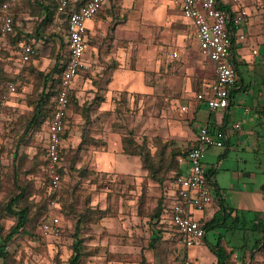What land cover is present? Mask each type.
Segmentation results:
<instances>
[{
  "label": "rangeland",
  "instance_id": "374dc122",
  "mask_svg": "<svg viewBox=\"0 0 264 264\" xmlns=\"http://www.w3.org/2000/svg\"><path fill=\"white\" fill-rule=\"evenodd\" d=\"M48 1L16 0L13 10L10 9L16 21V38L0 35L1 242L5 240L16 219L5 210L6 204L21 189H25V194L15 203L14 209L26 205L30 207L31 214H34L36 204L48 194L42 155L45 146L44 125L26 131L33 105L42 94L45 97L52 90L53 79L58 71L48 81L44 74L51 69L59 70L61 61L65 59L64 24L54 14L51 21L40 25L42 11L39 4H46ZM162 4L161 0H109L103 11L96 16L97 21L103 22L102 37L93 38L94 41L89 43L99 46L92 51L91 58L87 55L86 67L78 74L77 88L71 94L68 109V128L71 133L64 139L60 152L62 231L57 237L45 238L40 233L37 222L32 221L10 237L5 247L6 257L0 259V264H39L41 260L50 257L60 259V264H67L76 239L75 228L79 219L78 236L82 238V254L78 264L179 262V257L176 256V235L172 236V228L154 217L157 208L166 203L168 192L173 188L175 169L167 167L168 160L166 165L158 168L155 179L142 168V161L141 167L137 166L136 170L137 163L133 159L138 158L135 156L120 154L117 158L116 167L119 168L122 164L121 168H127L128 173L103 169L102 164L105 162L96 156V152L105 147V130L116 131L120 137L130 134L137 142L143 141L151 154L162 151L165 156H170V149L184 151L192 143L189 137L197 121H193L188 113H179L177 106H171L172 99L164 97L158 89L150 97L146 94H134L130 99L125 92H116L113 95L114 111L105 115L96 107L105 91L104 79L118 65L121 67L119 70L137 71L150 83H156L155 85L164 78L165 68L160 55L156 54L154 67H140L135 66L134 62L138 59L139 62L147 60L140 53L136 56L134 51H126L125 59L117 62L110 56L108 45L115 37L114 31L118 25L131 20L138 28V36L133 45L135 49L152 45L158 50L161 46H168L173 40L174 30L169 29L171 23L165 20L159 9ZM241 4L246 10L252 7V12L264 22V0H241ZM173 24L181 27L179 21ZM124 33L119 32L117 46L126 49L130 45ZM18 39L29 42L36 50L35 56L28 63L17 62ZM188 43L197 44L193 34L189 36ZM261 53L264 54L263 47ZM237 65L242 80L248 82L256 69L249 70L238 62ZM204 67V73L213 79L206 64ZM261 67L264 73V65ZM8 81L14 82L16 93L8 94L3 105L1 97L6 94L3 84ZM234 99L231 118L238 120L241 127L247 130L251 124H255L253 113L244 112V107L252 103L251 99L241 94ZM47 102L49 108L52 98L49 97ZM254 126L255 130H260L259 126ZM205 154V162L212 168L211 180L214 173L220 186L226 190L240 186L259 189L264 181L262 142L253 145L243 139L239 143L231 135L229 146L207 149ZM186 157L177 155L181 167ZM126 158L131 160L127 161ZM237 172L253 174L245 177L237 175ZM154 230H158L161 236L157 240L153 239ZM246 231V240L240 241L245 243L247 252L243 256L240 252L233 254L236 255L234 263L238 264L237 260L241 259L240 262L244 264H264V251L260 246L251 250L260 234ZM239 233L242 235L241 231Z\"/></svg>",
  "mask_w": 264,
  "mask_h": 264
},
{
  "label": "crops",
  "instance_id": "0c3cea01",
  "mask_svg": "<svg viewBox=\"0 0 264 264\" xmlns=\"http://www.w3.org/2000/svg\"><path fill=\"white\" fill-rule=\"evenodd\" d=\"M87 1L88 0H70L67 9L69 11L79 9L82 4H85ZM161 2L163 4L159 6V9L162 10L165 20H167L168 23H171L169 29L174 30V35L172 34L173 40H171V42L169 41L170 44H168V46H161V48L158 50H155L152 45H150L151 47L147 45L146 48L136 47L135 49L133 45L135 43L134 40L138 36V28L132 24L133 22L131 20H127L118 25V28L114 31L115 37L112 39V42L108 43V45L110 46V56L117 62H121L122 59H125V56L127 55L126 51H134L133 53H136V56L140 53L142 58H147L146 61L143 60L144 62H139V59L134 62L135 66L140 67H154L156 54L160 55L163 63L162 66L165 68L164 78L161 81L158 80L157 82H159V84L157 83V85H155L156 83H150L148 79L146 80V77H142L137 71L119 70L121 67L118 65L116 66L118 68H112L110 76H107V78L104 79L106 87L103 96L100 97L96 105L98 111L102 112L104 115L114 111L115 104L113 95L116 92H125L130 99L134 94H146L148 97H150L152 94L154 95L156 89H158L162 92L164 97L172 99L173 103L171 106H177L179 113H188L193 121H197L195 122V128L191 130V136L189 137L192 142L191 145L195 141L199 127L206 124L210 128L225 130L226 139L224 140L222 146L230 145L231 135L235 136L239 143L245 139V141H249L250 144L253 145H258L260 142H262L264 145V109H262V106L264 105V95L262 93L264 90V73L261 69V66L264 65V54L261 53V48H264V22H261L256 14L252 12L254 11L252 7L247 8V11L250 14V19L244 31L246 32V37L244 40H236V44L234 45V54L238 58V63L246 64V67L249 70L254 71L256 69L254 71L255 73L253 74L254 76H250L248 82L245 81L241 86L235 87L237 93L234 94L232 98L228 99L229 102L226 108L218 111H210L207 106H205L204 102L196 99L195 95L198 92L206 93L208 91V85L213 81L214 78L210 79V77H207V75L204 73V64H206V69H209V73L215 77V73H213V64L210 61L205 60V58H203V56L200 54L198 42L197 44L188 43L189 36L193 34L195 37V34L193 33V30L189 26L188 22L183 18L180 9L173 4L172 0H161ZM108 3L109 0L104 3L102 9L99 10L91 20L87 21L88 24L86 22L88 48L85 52L84 60H86L87 55L91 58L92 51L97 50L98 44L95 46L92 44L90 45L89 43L93 40V38L99 39L102 37L101 27L103 22L100 20L97 21L96 16L103 11L104 7ZM175 21H179L181 24L180 28L175 26L176 24H173ZM61 22L64 24L63 36L65 38V59L61 61L62 64L60 66V68L62 67L63 69L67 59L68 36L66 32V22H63L62 20ZM14 25H16V21H14ZM14 29L16 31L15 27ZM123 31L125 32L124 34L127 35L126 38L128 39L130 45L126 49L124 47L122 48L117 46L119 42V32ZM34 51L35 52L33 56L36 54L35 48ZM173 52H176V54L173 55ZM158 65L160 66V63ZM78 77L79 76L77 75L74 83L72 84V92L77 88ZM198 88H200L201 91H199ZM257 89H259V92L255 93L254 91ZM196 90H198V92ZM238 94H241L245 97L247 96V98H250L252 102L250 103V106L244 107V112L253 113V121L255 122V124H251L247 130H244L241 127L242 125L238 120H232L231 118V107L234 105V97ZM225 117H227V125H225V127H220L224 124ZM46 123H44L45 144L47 141ZM68 124L69 123L66 124L64 139L68 138V133H71V130L68 128ZM254 125L259 126L260 130H255ZM104 133L105 134L103 136L104 140L106 141L105 147L102 149V151L98 150L96 152L98 159L100 160L101 158L103 162H105L102 164V168L126 173L128 169L126 168L124 170L121 168L122 164L118 166L119 168L116 167L118 156L123 154L121 149L120 135L118 132L112 130H105ZM214 147L221 146H211L208 148V150ZM123 155L126 156L128 154ZM129 156H135L138 158L133 160H136L135 162L137 163L136 170L137 166L140 168V157L137 155ZM126 160L130 161L131 159L126 158ZM188 164V161L185 160L182 164L181 174L187 172ZM205 164L207 172L211 175L212 168L207 165L208 163L205 162ZM215 167L216 164L214 165L213 169ZM236 174L243 175L245 177H251L253 173L237 172ZM233 175L236 176L235 174ZM212 176L213 186L220 194H222L223 198L216 199L211 204H208L204 211L201 213L199 212L197 216H200L204 221H208V219H210L219 209V205H221L220 201H223L226 208L231 212L230 220L233 222H227L224 227L216 226L213 229H210L205 233V237L200 244L194 245L187 250H184L183 247L180 246L178 240L179 235L168 218V206L173 200V185L172 191L168 192L169 195L167 196V199H165L166 211L162 212L160 221L166 226L172 228V236L176 235L175 247L176 256L179 257L178 261H180L185 255H188L191 258L200 260L204 264L215 263L217 261V256L212 251L210 246L217 245L216 247H218L220 245L221 249L228 254L227 264H237L232 260V255L240 252L241 256H243L246 254V250L248 248H246L245 243L240 241L246 240V234L244 230H240L239 228V230H237L238 226L235 222L236 215L234 211L241 210L249 212L253 210H264V193H262L260 188L252 189L250 187L240 186L226 190L220 186L214 173ZM240 231L242 235L239 233ZM240 260L241 259L237 260V262L239 261L238 264H244L241 263Z\"/></svg>",
  "mask_w": 264,
  "mask_h": 264
},
{
  "label": "built area",
  "instance_id": "2783aa9c",
  "mask_svg": "<svg viewBox=\"0 0 264 264\" xmlns=\"http://www.w3.org/2000/svg\"><path fill=\"white\" fill-rule=\"evenodd\" d=\"M57 11L64 12L66 32L68 36L67 59L61 73V83L54 98V109L46 123L47 141L45 144L44 164L47 178L48 203L47 219L40 225V233L45 238L57 237L62 231L60 166L62 157L68 109L72 94V84L79 72L86 67L84 55L88 48L86 22L91 20L102 9L107 0H88L79 9L69 11L70 0H55ZM183 18L188 22L198 42V49L205 60L213 64L215 77L208 85L206 93H197L196 99L204 102L210 111H218L228 106L229 90L236 85L238 74L235 69L234 45L236 40H244L245 28L250 14L243 7L241 0H172ZM9 2L0 6V35L14 32L13 14ZM235 39V40H234ZM17 62L28 63L33 55L32 44L22 39L16 42ZM176 52H173L175 55ZM6 94L2 98L4 105L6 96L14 94L16 86L13 81L4 82ZM226 139L223 129L210 128L207 124L198 129L195 141L187 152L188 169L186 173L174 178L173 200L168 206V218L178 233L180 246L184 250L200 244L206 231L202 218L197 214L219 198H223L210 178L205 167L207 149L211 146H222ZM236 255H232V260ZM39 264H56L52 257L41 260ZM177 264H204L198 259L185 255ZM209 264H217L209 263Z\"/></svg>",
  "mask_w": 264,
  "mask_h": 264
},
{
  "label": "trees",
  "instance_id": "16d2710c",
  "mask_svg": "<svg viewBox=\"0 0 264 264\" xmlns=\"http://www.w3.org/2000/svg\"><path fill=\"white\" fill-rule=\"evenodd\" d=\"M2 2H9V8L12 9V6L15 5L16 0H0V6ZM40 8L42 11V20L40 22V25L45 23L46 21H51L54 14L61 19L63 22H65V14L64 12H58L57 11V3L55 0H49L46 4L44 2L40 3ZM13 10V9H12ZM15 21V17H13ZM15 27V25H14ZM12 37L16 38V31L14 29V32L11 34ZM5 35V36H6ZM235 40V39H234ZM33 58V57H32ZM238 61H234L235 69L238 74V81L236 85H234L233 88L229 90V98H232L234 94L237 93V90L235 89L236 86H241L244 81L242 80L241 72L238 70ZM240 64V63H238ZM241 66L246 67V64H240ZM62 67L59 68V70L51 69L49 72L44 74L46 81L50 80L52 78L53 73L57 72V77L53 79V87L52 90L43 97V94L37 99L36 103L33 105L32 111L29 115L28 122L26 123V131H29L30 129H37L41 126V124L44 125L50 118L51 114L54 109V98L57 94V91L59 90V85L61 83V73H62ZM255 93L259 92V89L254 91ZM264 95V90L262 91ZM52 98L51 105H49V108L47 107V101L49 100V97ZM47 107V108H46ZM262 109H264V105L262 106ZM227 123V117L224 119V124L220 127H225ZM191 145L185 149L184 151L179 150L178 148H172L169 151L170 156H165L162 151H160L158 154H151L148 147L145 145V143L137 142L130 134H126L125 136H121V149L123 154H129V155H137L141 158L142 161V168L146 169L149 176L156 179L155 173L158 172V168H162L163 165H166V161L169 162L167 167H171L175 169V177L182 173V167L179 165L177 161V155L182 154L184 156H187V152L190 149ZM44 160L43 164L46 162L45 157V148L44 152L42 153ZM61 156V155H60ZM169 158V159H167ZM60 175L62 178V165L60 166ZM174 177V178H175ZM47 181V180H46ZM48 185V181H47ZM260 189L262 190V193H264V181L260 185ZM59 191V190H58ZM25 194V189H21L20 192L13 198L9 203L6 204L5 210L8 211V213L14 215L16 217L14 224L10 227L9 232L6 234V237L4 238V241H0V259H5L6 257V251L5 247L7 246V243H9L10 237L18 232L21 228L25 227L27 224L31 223L32 221L35 223L37 222L38 228H40V225L42 222H44L47 219L48 216V203H49V196L48 194L44 196V199H41L36 204V213L31 214V209L29 206H21L18 209H14L15 203H18ZM221 205H219V209L214 213V215L208 219V221H204L202 219V224L204 227V230L207 232L210 229H213L216 226L224 227L227 222L231 221L230 214L231 212L226 208L223 201H220ZM166 204L159 206L154 214V217L157 219H161L162 212L166 211ZM235 222L239 229L241 230H251L253 233L260 234L256 241L254 242V245L252 246V249L257 248L260 246V249L264 251V210H253L249 212L241 211V210H235ZM81 219H79L76 223L75 228V242L72 245V253L68 258L67 264H78L81 254H82V238L78 236L79 232V225H80ZM246 231V232H247ZM153 233V239L157 240L159 239L160 233L158 230L152 231ZM217 246V245H216ZM216 246H210L212 251L217 256V264H227V258L228 254L223 251L220 247ZM56 264H60L58 258L53 257Z\"/></svg>",
  "mask_w": 264,
  "mask_h": 264
}]
</instances>
